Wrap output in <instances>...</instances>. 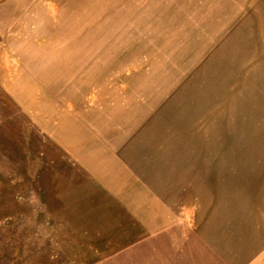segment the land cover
Returning a JSON list of instances; mask_svg holds the SVG:
<instances>
[{
  "label": "rangeland",
  "instance_id": "rangeland-1",
  "mask_svg": "<svg viewBox=\"0 0 264 264\" xmlns=\"http://www.w3.org/2000/svg\"><path fill=\"white\" fill-rule=\"evenodd\" d=\"M0 32V264H264V0H0ZM110 136L192 174L169 235L77 227Z\"/></svg>",
  "mask_w": 264,
  "mask_h": 264
},
{
  "label": "crops",
  "instance_id": "crops-1",
  "mask_svg": "<svg viewBox=\"0 0 264 264\" xmlns=\"http://www.w3.org/2000/svg\"><path fill=\"white\" fill-rule=\"evenodd\" d=\"M111 138L88 147L93 158L79 161L87 175L69 184L75 198L72 209L77 215V227L83 221L94 222L88 223L87 228L90 244L104 243L98 239L105 238L109 244L127 245L143 235H169L181 225L182 199L198 196V190L190 187L192 174L182 173L176 167L181 162L175 159L154 162V157L141 150L134 136L125 143H114ZM201 191L208 193L207 183ZM185 201L190 202V197ZM103 221L110 228L109 236L103 230ZM121 235L128 239L120 240ZM113 237L118 240L110 241Z\"/></svg>",
  "mask_w": 264,
  "mask_h": 264
}]
</instances>
